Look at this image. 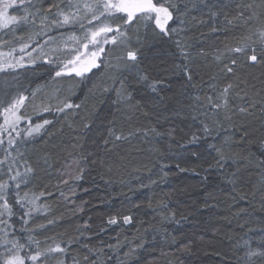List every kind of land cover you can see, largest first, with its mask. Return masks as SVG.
Listing matches in <instances>:
<instances>
[{"label": "trees", "instance_id": "obj_1", "mask_svg": "<svg viewBox=\"0 0 264 264\" xmlns=\"http://www.w3.org/2000/svg\"><path fill=\"white\" fill-rule=\"evenodd\" d=\"M184 2L189 7L197 4L191 15L204 21L203 24L192 21L193 27L187 32L192 59L184 60L173 39L145 41L138 57L139 68L148 79L136 78L135 72H123L132 96L128 105L115 104L114 92L100 90L110 83L109 76L116 75L111 69L88 74L89 79L67 78L57 84L53 80L54 65L42 59L29 64L25 54L24 68L0 72V86L8 81L12 91L19 88L27 94L41 87L42 94H48L59 87L62 95L74 93L70 96L74 102L87 97L82 109L67 116L55 111L43 113V118L52 121L47 133L22 148L29 162L37 168L35 189L46 187L56 193L55 198L46 197L52 207L48 218L55 217L56 223L43 230L38 239L75 240L71 255L81 260L84 255H90L84 244L100 248L119 240L124 247L118 252L105 247L106 264H120L121 259H127L124 252L128 250L129 241L143 246L128 264H242L239 244L248 238L259 239L256 234L264 229V184L258 182L257 167L259 161L264 160L261 155L264 153V64L245 65L239 72L244 81L241 96L245 92L247 96L244 100L235 99L233 111L235 105L246 107L248 101L256 107L249 108L250 114L233 115V127L229 128L228 122L223 120L222 111L209 113L207 117L202 115L208 109L200 107V102L206 103L205 93L213 94L209 87L211 76L217 75L222 82L214 60L217 49L235 46L245 32L244 21L234 19L240 11L237 4L259 5L260 0H211L212 11L218 13L211 19L208 9L202 8L199 0ZM228 20H232V24ZM213 27L218 31L213 32ZM201 49L203 55L199 54ZM36 56L33 52V57ZM185 64L187 74L182 70ZM188 75H191L190 81ZM155 81L159 84L153 91L150 84ZM216 120L224 123L227 131L215 128ZM201 121L215 128L213 134L188 144L192 133L200 135ZM110 126L125 131L155 128L160 135L150 134L147 138L137 135L105 144ZM245 129L248 135L241 139ZM226 135L231 136L234 143L225 151L234 157L235 163L229 161L224 168L209 167L215 164L216 153L208 145L219 144ZM150 148L165 154L166 177L159 171L157 153H150ZM74 157L83 158L84 171L83 178L75 183V195L70 196V201L74 202H69L59 196L56 186L65 166ZM121 158H124L123 167ZM242 159L249 163H241ZM236 168L239 172L234 191L225 175ZM59 187L67 191V186ZM125 215L132 216L131 224H123L121 218ZM112 216L119 220L116 225L107 223ZM36 222L46 223V220L38 216ZM19 226L16 221V227ZM48 243H52V239H48ZM185 244L188 250H177ZM49 264H56L55 259Z\"/></svg>", "mask_w": 264, "mask_h": 264}, {"label": "snow or ice", "instance_id": "obj_2", "mask_svg": "<svg viewBox=\"0 0 264 264\" xmlns=\"http://www.w3.org/2000/svg\"><path fill=\"white\" fill-rule=\"evenodd\" d=\"M199 4L208 9L210 19L218 15L212 11L214 5L211 0H199ZM197 7L195 3L189 7L184 0H0V72L24 68L25 54L29 64L42 59L45 63L54 65L53 80L57 84L67 78L89 79L88 74L95 75L111 69L116 75L109 76L110 83L101 86L100 90L114 92L115 104L128 105L132 96L125 85L126 77L123 72H135L136 78L148 79L139 68L138 57L145 41L164 37L173 39L184 60L192 59V45L187 32L193 27L192 21L204 23L191 15ZM237 8L240 11L234 19L244 21L245 32L235 46L225 45L223 50L217 49L214 60L219 67L218 75L222 82L218 81L217 75L211 76L212 83L209 87L213 94L205 93L206 103L200 102V107L208 109L202 115L207 117L209 113L219 114L222 111L223 120L228 122L229 128L233 127V115L250 114L249 108L256 107L255 103L248 101L246 107L235 105L233 111L235 99L244 100L247 96L246 92L241 96L244 81L240 78V70L245 65L255 67L264 64V0H260L259 5L238 3ZM232 22L228 20L229 24ZM211 30L218 31L216 27ZM5 36L8 39H4ZM33 52L37 53L36 57H33ZM199 54H204L202 49ZM182 70L187 74L186 64L182 66ZM188 79L191 80V75H188ZM158 84L159 81L150 84L153 91L157 90ZM72 94L74 93L69 92L62 95L59 87L48 94H42L41 87L25 94L19 88L10 90L8 81L0 86V264H49L53 259L56 264H106L103 259L106 255L105 247L117 252L124 247L119 240L100 248L84 244L83 247L88 249L90 255H84L81 260L71 255L73 244L77 241L70 239L56 242L54 237L44 240L37 238L48 226L56 223L55 217L48 218L52 207L46 199L49 196L55 198L56 193L46 187L35 189L37 168L29 162L22 148L47 133V126L52 121L43 118V113L55 111L67 116L83 108L87 97L74 102L70 98ZM196 99L200 101L199 97ZM34 116L40 119L34 120ZM213 123L215 128L227 131L220 120ZM85 127L89 125L85 124ZM215 128L201 121L200 135L192 133L187 143H196L200 138L212 135ZM150 134L160 135L155 128H129L125 131L123 128L110 126L104 143L128 140L137 135L147 138ZM168 135L171 136V133ZM247 135L245 129L241 139H245ZM233 143L232 137L226 135L221 137L219 144H209L208 147L216 153L215 164H210L209 167L224 168L229 161L235 163L234 157L225 151ZM148 151L157 153L160 160L159 171L166 177L168 173L164 169L168 164L165 154L156 148ZM82 159L74 157L67 163L56 186L59 196L66 201L74 202L70 201V196L75 195V183L83 178ZM241 163L249 162L242 159ZM120 164L125 166L124 158H121ZM262 165L264 160L257 165L258 182L264 184ZM176 167L179 168L180 165L177 164ZM238 172L239 168H236L225 175L234 191ZM150 183L154 184L156 181L150 180ZM59 185L67 186V191L60 189ZM233 199L236 197L233 196ZM38 216H43L46 223H37ZM121 219L123 224L133 222L131 215H125ZM16 221L19 228L16 227ZM118 222L116 216L107 221L109 225H116ZM256 235L258 240L248 238L239 244L238 251L243 253L239 257L242 264H264V229L259 230ZM48 239H52V243H48ZM142 246V243L133 245L129 241L128 250L124 252L127 259H121L120 264H128ZM188 247L185 244L177 250L186 251Z\"/></svg>", "mask_w": 264, "mask_h": 264}]
</instances>
